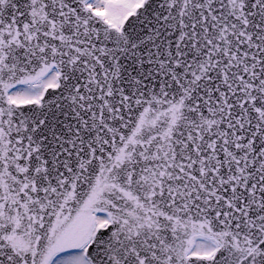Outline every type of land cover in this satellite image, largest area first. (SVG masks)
Returning <instances> with one entry per match:
<instances>
[{
    "label": "snow or ice",
    "instance_id": "1",
    "mask_svg": "<svg viewBox=\"0 0 264 264\" xmlns=\"http://www.w3.org/2000/svg\"><path fill=\"white\" fill-rule=\"evenodd\" d=\"M0 264H264V0H0Z\"/></svg>",
    "mask_w": 264,
    "mask_h": 264
}]
</instances>
